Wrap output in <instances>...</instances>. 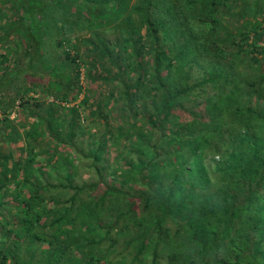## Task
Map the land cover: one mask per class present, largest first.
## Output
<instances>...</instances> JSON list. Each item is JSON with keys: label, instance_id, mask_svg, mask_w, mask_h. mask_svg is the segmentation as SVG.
Wrapping results in <instances>:
<instances>
[{"label": "trees", "instance_id": "1", "mask_svg": "<svg viewBox=\"0 0 264 264\" xmlns=\"http://www.w3.org/2000/svg\"><path fill=\"white\" fill-rule=\"evenodd\" d=\"M38 1H11L37 43L19 70L48 78L8 96L19 70L0 77V264H264V0H143L60 57L41 15L70 0ZM110 1L79 8L88 27Z\"/></svg>", "mask_w": 264, "mask_h": 264}, {"label": "rangeland", "instance_id": "2", "mask_svg": "<svg viewBox=\"0 0 264 264\" xmlns=\"http://www.w3.org/2000/svg\"><path fill=\"white\" fill-rule=\"evenodd\" d=\"M12 0H0V52H7V62L3 61L2 66H0V77H4L3 81L5 82L6 78H10L13 76L14 72L16 70H19V67H26L27 56L24 52L25 43L31 42L36 43L34 39H23V36L20 34H17L16 30H28V19L23 18V11L20 8L19 10H16L13 8ZM48 2H44V0H39V12H41V7L44 2V5L47 3H50L52 0H46ZM143 0H119L118 2V14H114L113 10H110V8L107 6V12L105 14L106 18L103 20L102 18V24L101 25H94L91 27H88L87 24L90 23L87 21V18H90L91 16L85 12L86 10L83 9L84 12H81L79 8L88 7L92 3L90 0H78L77 2H74V0H70L71 6L66 9V11L61 8L58 5H53L50 8V5L46 8L45 12L41 15L44 19L42 26H43V32H45V36L42 38L41 43H43V47L47 49L48 52L51 53L52 56H58L60 57L59 51H57L55 47V39L58 38H66L67 40L73 41L79 48L81 53H85L87 51V40L86 38H92L95 35H103L108 39H114L116 37H119L121 33L126 30V26L128 24V21L126 20L127 17H130L134 24H138L140 21V12L135 8V5H139ZM173 1L169 3L171 6V9L173 12L177 9V0H171ZM180 1V0H179ZM110 2H113L111 0ZM96 2H93L92 4L95 5ZM115 3V2H113ZM110 4V3H109ZM108 4V5H109ZM46 6V5H45ZM125 7V8H124ZM167 5H163V8L160 6V10L162 11V16L165 17L167 20L173 21L170 17V15L173 13L172 11L167 10ZM124 8V10H122ZM165 8V9H164ZM93 10V8H92ZM122 10V11H121ZM157 12V11H156ZM84 14L85 16L83 17ZM40 15V14H39ZM237 18L241 17L243 15L242 12H238ZM245 15V14H244ZM38 16V15H37ZM228 18L233 21L234 18L230 14L227 15ZM39 17V16H38ZM168 22V23H170ZM257 24L264 25V17L263 15L259 14V19L256 20ZM34 26L37 25L36 22H33ZM91 24V23H90ZM17 28V29H16ZM143 30V28H142ZM8 33V35H5ZM255 38L254 35H252L251 40ZM264 39V35L262 36ZM256 39V38H255ZM258 56H261L262 59L264 58V51L258 53ZM264 60V59H263ZM198 74L201 73L200 68H196ZM32 69H28L26 71H16V74L14 77H12V80L10 84L6 85V91L8 96H15L17 87L21 86H29V83L34 82L36 80H47L48 75L42 74L40 70L32 73ZM259 70L255 69L252 71L254 73V76L257 74ZM6 74V76H5ZM253 75V74H252ZM85 81V80H84ZM264 80L261 79L260 83H263ZM4 84V83H3ZM95 85V83H92ZM91 86V85H90ZM262 87L259 88L260 92L258 91L256 93L260 94L261 96L264 95V84L261 85ZM92 87V86H91ZM5 88V85L4 87ZM239 90V89H238ZM27 94H32V91H27ZM34 95H37L35 92ZM82 93L79 95L78 99L73 100L71 102L63 101V100H56L55 102H60L62 104H77L79 102V99L81 98ZM47 100H53L52 95H47ZM79 104V103H78ZM82 111L85 114L88 112L87 107L81 108ZM1 114V113H0ZM15 116V113L12 112L10 117ZM92 127L95 125V122L92 121L91 123ZM9 131V129L7 130ZM47 139H50V137H47ZM22 141V140H20ZM20 141L11 142V146H16L17 144L21 143ZM1 144V141H0ZM6 147V145H5ZM7 148V147H6ZM5 148V149H6ZM68 152H71L73 155V149L68 150ZM19 155V153H16ZM39 160H41V157L37 156ZM42 162V161H40ZM43 169L47 168V165L42 164L41 165Z\"/></svg>", "mask_w": 264, "mask_h": 264}]
</instances>
